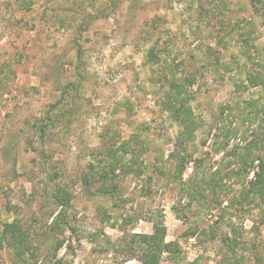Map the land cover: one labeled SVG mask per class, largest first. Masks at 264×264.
Masks as SVG:
<instances>
[{
    "label": "rangeland",
    "instance_id": "obj_1",
    "mask_svg": "<svg viewBox=\"0 0 264 264\" xmlns=\"http://www.w3.org/2000/svg\"><path fill=\"white\" fill-rule=\"evenodd\" d=\"M260 163L264 0H0V264H264Z\"/></svg>",
    "mask_w": 264,
    "mask_h": 264
},
{
    "label": "trees",
    "instance_id": "obj_2",
    "mask_svg": "<svg viewBox=\"0 0 264 264\" xmlns=\"http://www.w3.org/2000/svg\"><path fill=\"white\" fill-rule=\"evenodd\" d=\"M191 79L193 80V77L186 78L185 80L187 83L186 85H190L193 83ZM180 86L182 87L183 84H181ZM185 90H183V92ZM179 92L181 93V90H179ZM170 109L178 113L179 115L178 117H181V116L183 117L182 120L184 121L182 123L184 124V131H185V129H187V123L185 122L188 116L187 108H181V107L172 105ZM40 131H42L41 133L43 135V132H44L43 127H40ZM124 145H125V142L123 143V146L121 147H124ZM116 152H117V149L110 148V150L108 151V155L110 156V162H108V164L106 163V167H104L102 170L103 174L101 175V177L107 180V182H110V180L114 177V174L117 168L116 163L112 162L111 160L117 156ZM185 157H186L185 155H182L178 158L179 160L177 163L179 165V171H182V166L184 165L186 161ZM262 171H264V165L260 163V171L256 173L257 176H260ZM110 183H113V182H110ZM60 192L61 190L57 188L56 196H53V199L55 201L60 202L61 203L60 205H65V203H67L64 198L65 196H61ZM63 210L58 211L53 216L51 223L49 225V229L51 230V232L60 230V227L63 225V222H64ZM4 232L6 234L8 233V235H11V242L14 243L13 245L15 248L16 255L20 256L23 250L22 235H24V232L22 231L21 226L18 225V221L14 220L12 222L5 223ZM164 235H165V228L161 224L155 223V222L153 223L152 233L150 234L137 233L134 235V237L136 238L135 242L136 240H138L137 243L140 244V249H139L140 253L138 256V259L140 260V264H158V259L161 253L164 252L168 247V244L164 242ZM130 255L132 256L137 255L136 251L133 250L132 248L130 249Z\"/></svg>",
    "mask_w": 264,
    "mask_h": 264
}]
</instances>
